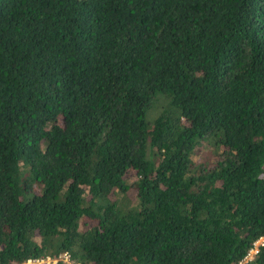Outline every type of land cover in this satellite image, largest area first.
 I'll return each instance as SVG.
<instances>
[{
    "label": "trees",
    "instance_id": "16d2710c",
    "mask_svg": "<svg viewBox=\"0 0 264 264\" xmlns=\"http://www.w3.org/2000/svg\"><path fill=\"white\" fill-rule=\"evenodd\" d=\"M261 236L264 0H0V264H237Z\"/></svg>",
    "mask_w": 264,
    "mask_h": 264
},
{
    "label": "built area",
    "instance_id": "2783aa9c",
    "mask_svg": "<svg viewBox=\"0 0 264 264\" xmlns=\"http://www.w3.org/2000/svg\"><path fill=\"white\" fill-rule=\"evenodd\" d=\"M264 236L258 237L248 249L246 255L240 259L237 264H247L253 259V257L258 253L260 247L263 245ZM60 261L62 264H79L75 262L67 251H62L58 253L55 257H50L48 255L38 256L35 258H28L25 260L24 264H55Z\"/></svg>",
    "mask_w": 264,
    "mask_h": 264
},
{
    "label": "rangeland",
    "instance_id": "374dc122",
    "mask_svg": "<svg viewBox=\"0 0 264 264\" xmlns=\"http://www.w3.org/2000/svg\"><path fill=\"white\" fill-rule=\"evenodd\" d=\"M204 150H205V149L201 148V150H200V152H199V155H200L201 153H203ZM199 155L197 156V158L199 157ZM195 157H196V156H194L193 158H195ZM131 180H133V178H132ZM87 225H88V223H86L85 225L81 226V223H80V228H83L84 226H87Z\"/></svg>",
    "mask_w": 264,
    "mask_h": 264
}]
</instances>
